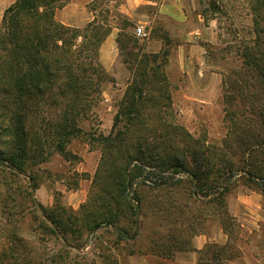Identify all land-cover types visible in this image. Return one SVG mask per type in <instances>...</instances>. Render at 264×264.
Segmentation results:
<instances>
[{
    "label": "rangeland",
    "instance_id": "374dc122",
    "mask_svg": "<svg viewBox=\"0 0 264 264\" xmlns=\"http://www.w3.org/2000/svg\"><path fill=\"white\" fill-rule=\"evenodd\" d=\"M13 1L0 0V18ZM253 2L97 0L89 3L87 9L96 8L97 20L112 26L115 39L118 33L131 37V40L123 37L120 49L116 42L115 53L125 67L124 74L116 80L109 72L115 83L103 84L93 114L80 123L87 134L73 138L67 145L70 158L53 151L46 161L27 166L25 173L0 160V249L9 243L15 220L18 233L27 236L26 230L29 225L33 226V218L41 220L44 211H54L60 205L82 216L80 206L89 204L95 192L97 194L93 175L99 169L101 151L90 134L107 135L112 128L130 80L124 59L132 65L133 59L141 53L166 54L161 68L170 83L168 120L193 137L216 145L224 140L231 142L235 135L250 143L257 135L263 140L264 10L254 11ZM258 13L260 19L255 23ZM136 26H142L145 35H136ZM239 156L242 157L237 148L235 157ZM252 157L264 170V148L257 149ZM134 162L131 159L129 166ZM158 173L169 181L179 179L183 182L150 188L149 182L137 178L127 186L126 192L129 198H135L137 193L140 201L137 204L132 199L129 203L133 207L121 211L117 221L103 223L92 230L80 228L67 239L60 234L47 233L43 236V250L65 249L74 262L83 264H112L111 260L116 264H191L193 237L212 235L215 226L223 225L228 233L227 241L205 244L198 251L194 264H264L261 180L245 181V176H241L235 182L224 197L225 218L215 204H202L205 198L201 195L197 200L188 196L189 178L185 172ZM13 187H18L22 196L17 199L22 211L14 218L8 214L12 212V203L4 201V194ZM184 203H189L188 208L181 207ZM206 207V215L203 213L194 221L190 219L199 211H206ZM66 241L69 243L65 247Z\"/></svg>",
    "mask_w": 264,
    "mask_h": 264
},
{
    "label": "trees",
    "instance_id": "16d2710c",
    "mask_svg": "<svg viewBox=\"0 0 264 264\" xmlns=\"http://www.w3.org/2000/svg\"><path fill=\"white\" fill-rule=\"evenodd\" d=\"M68 2L14 0L0 18V160L22 173L27 166L46 161L53 151L70 158L67 145L73 138L87 134L80 123L93 114L103 84L115 83L99 60L100 46L112 26L97 20L94 6L90 9L93 18L82 27L55 20V10ZM252 6L260 12L261 8L264 10V0H254ZM258 19L259 13L255 23ZM120 34L116 38L119 49L126 37ZM126 38L131 40L130 36ZM165 55L141 53L132 65L124 59L130 80L112 128L107 135L90 134L98 143L101 157L93 175L97 194L89 204L80 206L82 216L58 205L54 211H44L41 220L33 218L27 236L18 233L15 220L9 243L0 249V264H71L74 260L67 250H43V236L60 234L67 239L80 228L92 230L103 223H114L121 211L133 207L129 203L132 199L139 203L136 192L135 198H129L126 192L137 178L149 182L150 188L183 182L169 181L158 172H185L189 178L188 196L197 200L201 195L205 198L202 204H215L225 218L224 197L241 176H245V181L261 180L264 190V170L252 157L257 149L264 148V139H258L259 135L252 137L253 144L235 135L231 142L224 140L216 145L193 137L168 120L170 83L161 68ZM237 148L242 157H235ZM131 159L142 164L134 162L130 167ZM30 179L34 181L31 175ZM16 188L4 194V201L12 203L8 214L13 218L22 211L17 201L22 196ZM188 206L184 203L181 207ZM205 210L197 211L190 219L206 215L208 208ZM221 228L228 234L223 225ZM176 243L179 244L177 240ZM111 263L116 264L112 260Z\"/></svg>",
    "mask_w": 264,
    "mask_h": 264
},
{
    "label": "crops",
    "instance_id": "0c3cea01",
    "mask_svg": "<svg viewBox=\"0 0 264 264\" xmlns=\"http://www.w3.org/2000/svg\"><path fill=\"white\" fill-rule=\"evenodd\" d=\"M94 0H69V2L62 8L55 10V20L72 26L81 27L89 22L93 18V13L87 9V5ZM144 3L147 0H142ZM141 6H145L142 4ZM166 6V5H165ZM116 33L114 30L109 32V35L102 42L99 49V60L107 72H111L116 80H119V75L124 74L125 67L123 63L116 57ZM118 55V53H117ZM119 63V66L117 65ZM119 72V73H118ZM126 74V73H125ZM227 241V235L223 232L221 227L215 226L212 231V235L197 234L192 239V250L190 251V263L194 264L197 259V253L201 250L205 244L209 242H215L223 244Z\"/></svg>",
    "mask_w": 264,
    "mask_h": 264
},
{
    "label": "built area",
    "instance_id": "2783aa9c",
    "mask_svg": "<svg viewBox=\"0 0 264 264\" xmlns=\"http://www.w3.org/2000/svg\"><path fill=\"white\" fill-rule=\"evenodd\" d=\"M134 33H135L136 35H145L144 29H143L142 26H136V27L134 28Z\"/></svg>",
    "mask_w": 264,
    "mask_h": 264
},
{
    "label": "water",
    "instance_id": "95a60500",
    "mask_svg": "<svg viewBox=\"0 0 264 264\" xmlns=\"http://www.w3.org/2000/svg\"><path fill=\"white\" fill-rule=\"evenodd\" d=\"M135 237V234L131 236V238H134Z\"/></svg>",
    "mask_w": 264,
    "mask_h": 264
}]
</instances>
